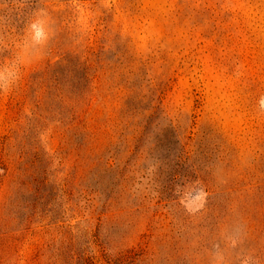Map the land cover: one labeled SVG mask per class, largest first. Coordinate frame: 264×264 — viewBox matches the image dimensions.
I'll return each instance as SVG.
<instances>
[{"label": "rangeland", "instance_id": "rangeland-1", "mask_svg": "<svg viewBox=\"0 0 264 264\" xmlns=\"http://www.w3.org/2000/svg\"><path fill=\"white\" fill-rule=\"evenodd\" d=\"M39 8L54 38L0 93V264H264V0H0V32Z\"/></svg>", "mask_w": 264, "mask_h": 264}, {"label": "clouds", "instance_id": "clouds-1", "mask_svg": "<svg viewBox=\"0 0 264 264\" xmlns=\"http://www.w3.org/2000/svg\"><path fill=\"white\" fill-rule=\"evenodd\" d=\"M54 35L53 22L43 8L33 12L32 18L17 38L12 39L6 33L0 32V57H4L0 60V93H10L19 85L25 70L44 58ZM259 103L264 110V97ZM228 243L232 247L236 246L233 234L225 237V244ZM211 257L212 264H225L224 249L220 244L213 247ZM242 264H253L252 258H245Z\"/></svg>", "mask_w": 264, "mask_h": 264}, {"label": "trees", "instance_id": "trees-1", "mask_svg": "<svg viewBox=\"0 0 264 264\" xmlns=\"http://www.w3.org/2000/svg\"><path fill=\"white\" fill-rule=\"evenodd\" d=\"M92 126H94V125H88V124H86V125H83V130H85V131H90V133H91V136L93 137V139L94 138H96V136H97V133H96V128L95 127H92Z\"/></svg>", "mask_w": 264, "mask_h": 264}]
</instances>
